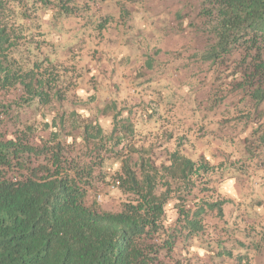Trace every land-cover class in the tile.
<instances>
[{"label": "trees", "instance_id": "trees-1", "mask_svg": "<svg viewBox=\"0 0 264 264\" xmlns=\"http://www.w3.org/2000/svg\"><path fill=\"white\" fill-rule=\"evenodd\" d=\"M67 1L0 0V264H264V252L240 241L245 252L204 241L227 203L211 200L209 158L187 155L181 136L157 166L153 148L135 144L137 121L161 118L156 104L113 101L94 118L57 109L68 83L42 53L41 27L70 15ZM198 1L208 41L198 59L218 70L210 108L230 106L249 121L252 106L261 120L264 0ZM33 106L42 110L30 124L22 117ZM258 128L252 135L264 140ZM105 184L124 197L116 211L100 205Z\"/></svg>", "mask_w": 264, "mask_h": 264}, {"label": "rangeland", "instance_id": "rangeland-1", "mask_svg": "<svg viewBox=\"0 0 264 264\" xmlns=\"http://www.w3.org/2000/svg\"><path fill=\"white\" fill-rule=\"evenodd\" d=\"M64 6L70 15H55L41 27L47 42L42 53L51 55L68 83L67 101L57 109L78 110L94 118L113 101L155 104L157 90L167 84L171 95L162 110L169 119L154 128L137 121L135 144L153 148L154 163L167 165L168 152L179 142L174 140L172 116L183 118L189 132L182 150L194 159L203 154L211 160L214 171L207 184L213 189L211 200H227L223 218L212 219L204 241H218L219 250L225 252H245L233 243L238 241L247 246V252H264V140L252 135L255 127L263 130L264 118L254 119L252 106L245 107L251 112L248 121L230 106L231 112L224 114L223 104L217 109L209 105L215 97L218 70L216 66L208 69L198 59L208 43L207 24L197 15L199 1L68 0ZM178 16H182L180 23ZM233 60L219 65V71L233 68ZM41 110L33 106L22 119L30 124L38 121ZM123 200L110 185L99 191L102 209L116 211Z\"/></svg>", "mask_w": 264, "mask_h": 264}, {"label": "crops", "instance_id": "crops-1", "mask_svg": "<svg viewBox=\"0 0 264 264\" xmlns=\"http://www.w3.org/2000/svg\"><path fill=\"white\" fill-rule=\"evenodd\" d=\"M163 70L164 69L162 68L159 71V73H162ZM166 87H168L167 84H166V86L162 87L163 89H161V90L158 89L157 90L158 99L155 101V104L159 108V112L161 114V118L158 121H156L155 123H153V126H152L153 128L156 127L157 124H159L161 121H167V119H169L167 114H166V112L164 110H162V107H163L162 104L163 105H168V98H170V95H171L170 92L168 91V89H165ZM175 91H176V93H179L180 95H182V91L181 90L175 89ZM170 108L171 107H169V109ZM172 115L173 114H171V116ZM172 119H173L174 124L176 126V128H174L175 130L172 131L174 134H176V137L174 138V140L177 139L178 137H181V136L182 137H184V136L187 137V134H185V132H189V131L187 129L188 127L185 125V121H182L183 118H180V117L174 118V116H172ZM168 132L170 133L169 135H167L168 138H169V137L172 136V133H171V131H168ZM160 137L161 138L164 137V139H166V135H164V133H161Z\"/></svg>", "mask_w": 264, "mask_h": 264}]
</instances>
